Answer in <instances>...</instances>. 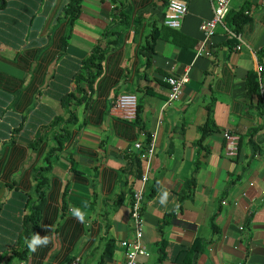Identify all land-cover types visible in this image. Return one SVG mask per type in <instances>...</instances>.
<instances>
[{
	"label": "crops",
	"instance_id": "crops-1",
	"mask_svg": "<svg viewBox=\"0 0 264 264\" xmlns=\"http://www.w3.org/2000/svg\"><path fill=\"white\" fill-rule=\"evenodd\" d=\"M68 1L0 0V264H123L135 190L145 250L135 264H264V0H229L209 36L199 25L215 0H180L177 29L161 23L168 0H81L73 19ZM93 45L102 57L86 73ZM168 75L186 77L173 101ZM121 93L136 97L131 122L110 112ZM70 113L51 151L56 119ZM225 130L237 137L234 157L224 155ZM150 134L140 181L135 144ZM36 205V233L50 242L31 252L17 237Z\"/></svg>",
	"mask_w": 264,
	"mask_h": 264
},
{
	"label": "built area",
	"instance_id": "built-area-1",
	"mask_svg": "<svg viewBox=\"0 0 264 264\" xmlns=\"http://www.w3.org/2000/svg\"><path fill=\"white\" fill-rule=\"evenodd\" d=\"M229 0H215L214 4L211 5L212 13L209 19L202 22L199 25L200 31L209 36L213 33L215 27L218 24H222V20L228 11ZM187 7L183 1L180 0H168L165 5V13L162 16L161 23L167 28L177 29L180 27L181 21L186 13ZM228 34L231 37H235L239 43L235 44V48H239L241 41L238 34L228 30ZM198 51H201V45ZM258 73V71H257ZM259 79V77H258ZM163 80L167 86V101H173L178 99L181 86L186 81L185 76H172L168 75L163 77ZM258 92L261 97L264 92V86L258 83ZM110 112L122 121L131 122L135 119L136 115V97L130 93H121L117 95L113 101ZM223 138V152L228 157H234L237 150V137L225 130L222 132ZM153 134L149 135V140L144 146H140L138 143L135 144L140 152L137 154L140 160H146L151 154L153 147ZM145 167H141L140 181L145 180ZM141 199V193L139 190L133 191L132 203L130 208V217L134 226V240L121 241L120 245L124 248V263L123 264H135L136 255H143L145 253L144 248L138 243V237H140V223L141 219L139 216V202ZM69 264H78L77 258L70 261Z\"/></svg>",
	"mask_w": 264,
	"mask_h": 264
},
{
	"label": "trees",
	"instance_id": "trees-1",
	"mask_svg": "<svg viewBox=\"0 0 264 264\" xmlns=\"http://www.w3.org/2000/svg\"><path fill=\"white\" fill-rule=\"evenodd\" d=\"M80 1L81 0H69L66 6V13L69 15L70 19H73L74 17L77 16L78 12H79V7H80ZM242 14L241 12H236V14L234 15V17H231V21H230V25H228V27H230L231 30L236 31V28L240 25L241 19H242ZM232 24V25H231ZM151 44H152V38H150L149 42L147 43L146 49L148 52L151 51ZM102 57V50L100 49V47L98 45H93L92 48L90 49L89 54L83 58L81 60V64H82V68L83 70L87 73L90 71V67H97V63H99V60ZM84 73L80 72V75L82 76ZM248 86H250V91L254 90L255 88V76L254 73H250V75L248 76ZM66 100H68L70 97H73L71 93H66ZM63 96H59V101L62 102L63 101ZM70 120L69 122H67L66 120H62L60 118L56 119L57 124H63L62 126H60L59 128L57 127L56 133L54 134V139H55V145L51 148V151H58L59 149H61L62 143L65 141L66 136H67V130H66V124L69 123H74L75 119L72 115V113H70L69 116ZM204 126V125H202ZM205 127V126H204ZM203 131V130H202ZM29 146H33V143H31ZM133 162L135 164L134 170L136 173V176L139 178L140 177V159L139 156L136 154L133 156ZM37 176H39V172H37ZM36 191H38L37 188H35ZM27 199V198H26ZM8 205H10L11 207H13L14 210V206L9 202ZM38 205V204H37ZM37 205L36 207L33 208V206H31L32 209L29 210V213L27 214V216H25L23 218V222L21 219H19V222L22 225V234L19 235L17 238L20 241H23L24 238L26 237H31L34 233H36L37 231V226H38V218H39V211L37 209ZM20 212L22 210V204L19 206ZM16 210V209H15ZM25 254V249H23L22 251L19 252L18 257H23ZM10 260L9 258H6L4 262H2L1 264H9ZM70 262V261H69ZM67 262V263H69Z\"/></svg>",
	"mask_w": 264,
	"mask_h": 264
},
{
	"label": "clouds",
	"instance_id": "clouds-1",
	"mask_svg": "<svg viewBox=\"0 0 264 264\" xmlns=\"http://www.w3.org/2000/svg\"><path fill=\"white\" fill-rule=\"evenodd\" d=\"M168 193L164 192L160 199V203H166ZM73 217L78 220V222L83 223L85 219V214L78 208L73 207L70 209ZM48 228L47 226H44ZM50 242V237L48 235L41 236L39 233H34L30 238H25V244L31 252H36L39 247L47 246Z\"/></svg>",
	"mask_w": 264,
	"mask_h": 264
},
{
	"label": "rangeland",
	"instance_id": "rangeland-1",
	"mask_svg": "<svg viewBox=\"0 0 264 264\" xmlns=\"http://www.w3.org/2000/svg\"><path fill=\"white\" fill-rule=\"evenodd\" d=\"M149 137V136H148ZM149 139V138H148ZM33 197V195H31Z\"/></svg>",
	"mask_w": 264,
	"mask_h": 264
}]
</instances>
